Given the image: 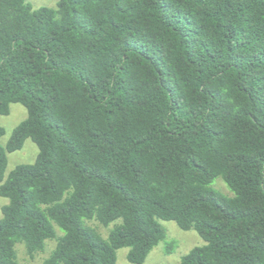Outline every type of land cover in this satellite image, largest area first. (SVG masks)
Segmentation results:
<instances>
[{
	"label": "trees",
	"instance_id": "16d2710c",
	"mask_svg": "<svg viewBox=\"0 0 264 264\" xmlns=\"http://www.w3.org/2000/svg\"><path fill=\"white\" fill-rule=\"evenodd\" d=\"M29 1L0 0V264H144L161 220L205 242L181 264H264V0Z\"/></svg>",
	"mask_w": 264,
	"mask_h": 264
},
{
	"label": "rangeland",
	"instance_id": "374dc122",
	"mask_svg": "<svg viewBox=\"0 0 264 264\" xmlns=\"http://www.w3.org/2000/svg\"><path fill=\"white\" fill-rule=\"evenodd\" d=\"M59 0H30L33 9L37 10L42 7H56ZM27 109L21 104H12L9 116H0V126L6 131L2 138V146L7 147L14 130L27 118ZM39 155L38 146L31 140H27L24 148L15 153H9V163L6 171V179L11 172L19 165L34 164ZM1 185V183H0ZM215 188L223 194L233 196L228 186L220 179L215 183ZM9 204V200L0 197V219L3 218V207ZM166 231L167 238L161 242L149 255L144 264H181L183 256L188 254L192 249L205 244L204 240L196 231H183L174 221H160ZM89 226L94 227L105 238L108 239L109 228L99 225L97 222H89ZM58 234L62 235L60 229ZM57 246V241H48L45 252L38 254L35 258L29 256L25 244L16 245L18 261L21 264H45V260L51 255ZM172 249V250H171ZM129 248H123L118 251L117 264H132L128 260Z\"/></svg>",
	"mask_w": 264,
	"mask_h": 264
}]
</instances>
